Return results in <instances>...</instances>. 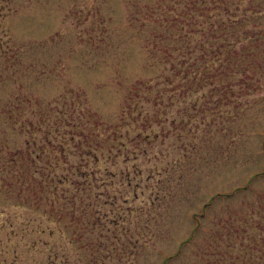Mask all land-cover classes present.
I'll return each mask as SVG.
<instances>
[{
    "label": "rangeland",
    "instance_id": "rangeland-1",
    "mask_svg": "<svg viewBox=\"0 0 264 264\" xmlns=\"http://www.w3.org/2000/svg\"><path fill=\"white\" fill-rule=\"evenodd\" d=\"M203 1V25L244 19L230 82L228 51L199 67L213 82L150 59L158 27L128 0H0V261L162 264L200 220L166 264H215L200 252L239 253V213L264 224V0Z\"/></svg>",
    "mask_w": 264,
    "mask_h": 264
},
{
    "label": "trees",
    "instance_id": "trees-1",
    "mask_svg": "<svg viewBox=\"0 0 264 264\" xmlns=\"http://www.w3.org/2000/svg\"><path fill=\"white\" fill-rule=\"evenodd\" d=\"M181 1H183V4L178 9V7L174 4L176 3L175 0H128L131 19H136V17L138 16L137 13L141 14L142 12L144 14L145 20L152 18L158 27V32L155 33L154 39L152 41L153 45L149 49V53L151 55L149 58L155 61V59L157 58L156 54H160V56L158 55V60L171 62V67L173 68L175 60L174 54L176 53L180 55V60L182 62V65H184V77H188L190 74H192L194 79H200L201 81H204L205 79L207 80V78H210V81L213 82V79L214 77H216L217 73H207V70L209 68L208 66H206V62L211 61L213 57L218 59L219 55H222L224 51H228V55L227 57H225V69H227L226 75L228 77L227 82H230V78H232V80L236 79L235 77L237 76V74L239 76L236 61L238 55L242 54L244 59H247L248 56H251L248 45H242L241 49H238L235 46V43L238 40V36L232 29L235 28L236 24H238V21L239 23H241L244 21V19L239 18L238 20V18H231L229 19L227 24L226 22H223V25L219 22L218 25H216L217 28L213 29V27L215 26L213 22H210L209 26L203 25L205 23L204 12L207 9L205 7V4L203 3V0H201L200 5H197L198 3H196L195 0ZM218 4L221 5V3ZM218 4H214L211 8H208L209 11H211L212 13V11L216 10L219 6ZM197 16L203 21H200ZM148 24L149 23L146 22V25ZM209 29H211L212 34L216 31L213 34V37L215 38L217 37L216 33L219 32L218 37H220V41L217 48L207 49L205 47L206 39H204L205 41L201 42L199 40L195 41V38H197L199 33L204 36L206 34L205 32ZM253 34V36H256L255 33ZM213 43H216V41H214ZM224 46H227L226 50L222 49V47ZM196 47H198L201 51V57L200 59H198L197 63L189 62L190 54ZM207 50L211 51L210 57H207ZM242 62L245 61L242 59ZM202 63H206V65H204V67L202 68H199ZM152 64L153 63H150L151 66ZM194 65L197 68L195 71L192 70V66ZM209 65L211 66L212 64L209 63ZM217 69L218 68L216 67L215 70ZM245 71H247V69L243 67V77H241V81L243 82V84H245L244 89L246 88V91H248L250 87H255L257 89L259 87V82L256 83V86H254L253 84L248 85L247 79H250L251 77L250 75L245 74ZM229 89H231V86ZM262 171L264 172V168ZM257 175L258 173L251 178L250 182H252ZM250 184L251 183H249L248 185ZM248 185L245 186H247L248 188ZM243 188L244 187H239L236 190H242ZM218 195L219 193L214 196V198ZM2 212L3 211L0 210V214H2ZM241 215L242 214L239 213V224L233 225L230 222L228 223V225H226L227 229L232 228L231 233L233 232V234L236 233L237 235H239V253L235 255H229L228 259L224 261L223 258L219 257L220 252L212 250V246L210 245L208 248L203 249L200 252L201 257L205 258L207 260V263H210V261L212 260L215 261V264H264V255H255L253 253L256 251L261 252L259 246L262 245L263 242H258V240L254 238V234L258 230H264V224H261L260 222L257 223V221H255L254 219L250 220V215L248 216V214H245V217H242ZM202 229V221L199 220L195 223L194 227L190 231V234L182 240L178 250L174 254L166 257L165 261L162 264H166L171 259L179 257L183 253L185 245L193 243ZM246 235L247 241L241 242L244 240L243 238ZM211 257H213V259H210ZM0 264H4V261H0Z\"/></svg>",
    "mask_w": 264,
    "mask_h": 264
}]
</instances>
